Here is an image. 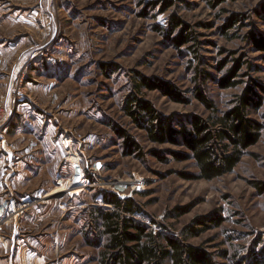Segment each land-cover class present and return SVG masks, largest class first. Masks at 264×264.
Wrapping results in <instances>:
<instances>
[{"label":"rangeland","instance_id":"374dc122","mask_svg":"<svg viewBox=\"0 0 264 264\" xmlns=\"http://www.w3.org/2000/svg\"><path fill=\"white\" fill-rule=\"evenodd\" d=\"M174 19L196 42L173 44ZM251 34L264 40V0H0L1 255L29 248L40 264H99L101 249L90 244L101 238L92 221L109 207L105 193L135 200L144 214L131 218L154 232L182 236L198 219L220 218L189 243L216 253L219 264H264V53ZM238 59L253 67L242 70L245 84L224 90L219 80ZM142 77L184 95L186 103L159 90L141 94L180 120L222 116L253 86L260 107L250 118L262 125L261 139L232 174L187 180L197 172L192 161L154 156L184 150L152 143L125 112ZM116 129L140 150L128 152ZM79 180L80 194L49 196Z\"/></svg>","mask_w":264,"mask_h":264},{"label":"trees","instance_id":"16d2710c","mask_svg":"<svg viewBox=\"0 0 264 264\" xmlns=\"http://www.w3.org/2000/svg\"><path fill=\"white\" fill-rule=\"evenodd\" d=\"M238 22L241 23L238 19L233 20L228 28ZM175 35L172 41L178 48L196 42L191 27L181 19H174L170 26L169 37ZM250 39L253 46L264 53L263 38L251 34ZM232 62L226 76L219 80V86L224 90L245 84L243 80L246 75L241 74L242 70L248 66L250 69L253 67L248 61L246 63L240 59ZM227 64L226 61L221 63L218 69L223 71ZM136 88L137 95L127 100L125 112L134 125L146 132L152 143L171 144L184 150L155 152L154 156L161 162H167L169 157L179 162L192 161L197 172L182 175L187 180L214 181L232 174L246 151L261 139L262 125L250 118L251 113L260 107L255 99L258 97L253 86L247 85L235 107L222 116L211 114L204 119L194 115L183 120L161 115L152 103L141 98L143 90H159L172 100L186 103L184 95L173 85L142 77ZM196 97L208 111L216 114L215 104L203 93H197ZM116 134L130 146L128 152L132 147L140 150L138 143L122 129H116ZM260 189L264 191V185ZM103 202L109 207L96 209L94 219L92 218V228L100 232L101 238L99 241H88L91 242L90 245L101 249L99 264H219L216 253L203 246L191 245L189 238L198 237L210 228L221 226L222 219H198L192 228L178 236L154 232L148 225L131 218L144 214L135 200H121L115 195L104 193Z\"/></svg>","mask_w":264,"mask_h":264},{"label":"crops","instance_id":"0c3cea01","mask_svg":"<svg viewBox=\"0 0 264 264\" xmlns=\"http://www.w3.org/2000/svg\"><path fill=\"white\" fill-rule=\"evenodd\" d=\"M27 206L30 207L31 204L27 205ZM52 237H53V235H50V237H48V238L51 239ZM38 252L39 251H37L35 249L27 248L25 250L22 249V250H20V252H17L14 255L12 254L10 256H8V255L3 256L0 253V264H40V254ZM54 254H56V256H58V262L57 263H61V261L63 260L65 255L64 254L59 255L60 253L58 250H56L54 252ZM42 264H46V261L43 260Z\"/></svg>","mask_w":264,"mask_h":264},{"label":"bare ground","instance_id":"6f19581e","mask_svg":"<svg viewBox=\"0 0 264 264\" xmlns=\"http://www.w3.org/2000/svg\"><path fill=\"white\" fill-rule=\"evenodd\" d=\"M67 144L70 146L72 144L71 140H67ZM81 183H82V181L80 182V180H79V181L75 182L73 185L72 184H67L66 186L64 185L61 188H58V189L52 191V193L49 196L58 195L60 193H65V192H68L71 195H78L82 192L83 186ZM6 219L8 221V218H6Z\"/></svg>","mask_w":264,"mask_h":264}]
</instances>
